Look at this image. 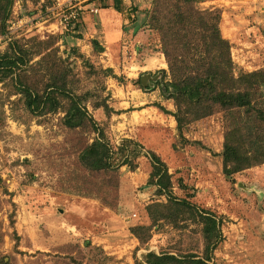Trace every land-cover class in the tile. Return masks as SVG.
Masks as SVG:
<instances>
[{
  "label": "rangeland",
  "instance_id": "rangeland-1",
  "mask_svg": "<svg viewBox=\"0 0 264 264\" xmlns=\"http://www.w3.org/2000/svg\"><path fill=\"white\" fill-rule=\"evenodd\" d=\"M229 1L199 0L202 9L220 10L225 33L224 24L230 28L225 11H235ZM162 3L168 7L166 0ZM51 4L52 0H15L7 26L10 21L21 23L0 35V53L14 40L26 48L38 41L51 44L45 63L20 73L24 80L41 93L51 74L66 75L68 89L81 97L104 129L113 164L122 162L118 148L123 140L141 149L131 160L134 170L120 166L114 187L111 175L92 173L78 162L96 135L63 125L64 99L56 111L34 115L9 79L1 83L0 264H144L149 252L201 256L200 228L189 222L176 228L159 222L146 243L130 234L136 225H151L148 205L166 202L147 185V152L165 163L177 199L221 219L223 240L210 264H264V164L226 177L220 156L222 114L191 123L180 135L175 119L159 109L175 112L173 102L160 91L161 70L167 65L159 35L148 26L150 1L122 0L112 41L97 19L77 33L49 31L47 24L38 22ZM94 39L102 53L94 51ZM259 53L264 57L263 46ZM105 70H112L119 80L106 76ZM145 75L154 81L145 80L143 87L140 78ZM96 105L110 110L106 113Z\"/></svg>",
  "mask_w": 264,
  "mask_h": 264
},
{
  "label": "trees",
  "instance_id": "trees-1",
  "mask_svg": "<svg viewBox=\"0 0 264 264\" xmlns=\"http://www.w3.org/2000/svg\"><path fill=\"white\" fill-rule=\"evenodd\" d=\"M149 1L152 11L148 26L159 35L161 53L167 65L166 70H161L160 91L164 99L173 102L175 112L159 109L175 119L180 135L189 124L216 113L222 114L224 136L220 156L226 177L264 164V68L245 72L234 63L231 44L221 33L220 10L202 9L199 0H166L168 7H163L162 0ZM14 2L0 0L1 36L7 34V21ZM89 4L122 13V0H91ZM80 29L79 25L72 33ZM75 37L81 39L82 36L76 34ZM51 46L38 41L26 48L19 40L11 41L0 53V84L9 79L16 92L22 95L25 108L34 115L56 111L61 107L60 99H64L66 105L61 107L63 125L69 130L90 129L96 135L93 142L80 152L78 162L92 173L111 175L112 186L116 187L120 166L135 169L131 160L139 154L140 146L131 140H123L118 148L123 153L122 162L113 164L114 153L107 143L104 129L82 105L81 97L68 89L70 81L66 80V75L51 74L49 83L39 93L20 74L45 63ZM92 47L97 53L103 52L96 40L92 41ZM36 57L40 59L33 62ZM104 73L119 80L112 70ZM100 107L106 113L110 110L106 105L95 106ZM146 154L151 167L147 185L155 187L156 195L164 196L166 202L148 205L145 210L151 225H136L130 228V234L140 243H146L152 228L159 222L175 228L189 222L200 228L203 254L149 252L144 255V264H210L214 250L223 240L221 219L187 200L177 199L172 193L171 175L165 163L153 152Z\"/></svg>",
  "mask_w": 264,
  "mask_h": 264
},
{
  "label": "crops",
  "instance_id": "crops-1",
  "mask_svg": "<svg viewBox=\"0 0 264 264\" xmlns=\"http://www.w3.org/2000/svg\"><path fill=\"white\" fill-rule=\"evenodd\" d=\"M229 2V8L235 11H225L226 14L229 13L227 16L230 28L224 24V29L227 31L221 33L231 44V57L245 72L260 70L264 67V57L259 53V48L264 47V0H230ZM120 18V14L112 8L100 9L97 16L85 14L80 27L84 29L92 19H97L100 27L109 32L106 33L107 40L112 41L111 38L114 37L112 32ZM221 25L223 26L222 21Z\"/></svg>",
  "mask_w": 264,
  "mask_h": 264
},
{
  "label": "built area",
  "instance_id": "built-area-1",
  "mask_svg": "<svg viewBox=\"0 0 264 264\" xmlns=\"http://www.w3.org/2000/svg\"><path fill=\"white\" fill-rule=\"evenodd\" d=\"M91 0H52V4L45 8V17L39 24H47L51 32H74L81 25L85 14L97 16L100 9L89 4ZM21 21H10L8 32L19 26Z\"/></svg>",
  "mask_w": 264,
  "mask_h": 264
},
{
  "label": "water",
  "instance_id": "water-1",
  "mask_svg": "<svg viewBox=\"0 0 264 264\" xmlns=\"http://www.w3.org/2000/svg\"><path fill=\"white\" fill-rule=\"evenodd\" d=\"M150 80V81H154V79L153 78H151L150 76H148V75H145V76H143V77H141L140 78V82H141V84L143 85V87H145V80ZM151 84V83H150Z\"/></svg>",
  "mask_w": 264,
  "mask_h": 264
},
{
  "label": "flooded vegetation",
  "instance_id": "flooded-vegetation-1",
  "mask_svg": "<svg viewBox=\"0 0 264 264\" xmlns=\"http://www.w3.org/2000/svg\"><path fill=\"white\" fill-rule=\"evenodd\" d=\"M155 76H156V75L154 74V75H153V77H155ZM150 83H151V81H150V80H148V84H150ZM160 84H161V82H160Z\"/></svg>",
  "mask_w": 264,
  "mask_h": 264
}]
</instances>
